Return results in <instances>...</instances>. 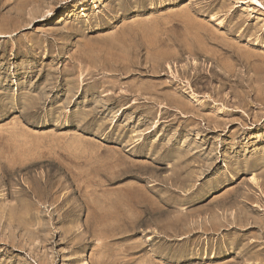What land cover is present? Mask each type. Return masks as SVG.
<instances>
[{
	"label": "rangeland",
	"instance_id": "obj_1",
	"mask_svg": "<svg viewBox=\"0 0 264 264\" xmlns=\"http://www.w3.org/2000/svg\"><path fill=\"white\" fill-rule=\"evenodd\" d=\"M263 192L264 0H0V264H264Z\"/></svg>",
	"mask_w": 264,
	"mask_h": 264
},
{
	"label": "bare ground",
	"instance_id": "obj_2",
	"mask_svg": "<svg viewBox=\"0 0 264 264\" xmlns=\"http://www.w3.org/2000/svg\"><path fill=\"white\" fill-rule=\"evenodd\" d=\"M21 4H23V3H21ZM23 5H24V4H23ZM197 5H198V4H197ZM21 6H22V5H21ZM23 7H24V6H23ZM190 8H191V7H190ZM21 9H22V7H21ZM18 10H19V9H18ZM183 10H184V9H183ZM183 10H182V11H183ZM186 10H187V9H186ZM188 11H189V10H188ZM191 11H193V10H191ZM186 13H187V12H186ZM16 14H19V13H16ZM191 15H192V14H190V12H189L187 16L189 17V16H191ZM68 16H69V14H68ZM177 17H178V16H177ZM173 18H174V17H173ZM189 18L191 19V17H189ZM170 20H171V19H170ZM214 20H215V19H214ZM189 22H191V21H189ZM189 22H186V25H184V26H185V30H186L187 28H188L189 30H190V28L192 29V27H190V26L188 25ZM162 23H163V22H162ZM191 24H192V23H191ZM163 25H164V24H163ZM157 26H158V25H157ZM193 26H194V25H193ZM173 27H174V26H173ZM170 28H171V27H170ZM206 28H207V27H205L204 29L207 30ZM167 29H168V28H167ZM204 29H203V30H204ZM168 30H169V29H168ZM192 30H193L195 33L197 32V33H201V35L203 34L202 31L200 32L201 29L199 30V28H197V27H195V26L193 27ZM195 30H196V31H195ZM209 30H210V29H209ZM164 31H165V30H164ZM229 31H230V30H229ZM241 31H242V30H241ZM261 31H262V30H261ZM159 32H160V31H159ZM161 32H162V31H161ZM165 32H166V31H165ZM167 32H168V31H167ZM210 32H212V31H210ZM215 32H216V31H215ZM234 32H235V31H234ZM168 33H171V32H168ZM190 33H191V32H190ZM190 33H186V34H188V39L190 38V37H189V34H190ZM195 33H194V35H197V34H195ZM163 34H164V33H163ZM166 34H167V33H166ZM183 34H184V33H183ZM215 34H216V33H215ZM230 34H231V33H230ZM164 35H165V34H164ZM192 35H193V34H192ZM192 35H191V36H192ZM160 36H162V35H160ZM160 36H159V37H160ZM166 36H167V35H166ZM198 36H199V35H198ZM198 36H197V37H198ZM213 36H214V34L212 33V37H210V41L213 39ZM157 37H158V35H157ZM157 37H156V39H160V40H157L158 42H160V48H161L160 50L162 51V52L160 51V54H161V56H162L164 59H167V58H168V59H169V58H178V57H181V56L183 55V54L180 53V50L182 51V48L184 49V47L186 46L185 43H187V38H185V39H186V42H183V41H185V40L182 41L181 39H178V38L172 40L170 37H167V38H165V39H164L163 37H162V38H159V37L157 38ZM171 37H173V36H171ZM203 37H205V36H203ZM203 37H202V38H203ZM215 37L218 38L219 36L216 35ZM215 37H214V38H215ZM198 38H199V37H198ZM198 38H197V39H198ZM206 38H208V37H206ZM220 38H221V37H219L218 39H220ZM154 39H155V37H154ZM222 39H223V38H222ZM259 39H260V38H259ZM194 40H196V39H194ZM198 40H199V39H198ZM200 40H201V42H202V39H200ZM203 40H204V38H203ZM216 40H217V39H216ZM224 40H227V39L224 38ZM189 41H190V39H189ZM208 41H209V40H208ZM228 41H229V40H228ZM201 42L199 41V42H197V44H198V43H201ZM213 42H214V41H213ZM156 43H157V42H156ZM203 43H204V44L207 43L206 40H204ZM209 43H210V45L212 44L211 42H209ZM224 43H226V42H224ZM228 43H230V41H229ZM157 44H158V43H157ZM187 44H188V43H187ZM198 45H199V44H198ZM214 45H215V44H214ZM222 45H223V44H222ZM228 45H229V44H227V46H228ZM206 46H207V44H206ZM188 47H190V46H188ZM201 47H202V46H201ZM207 47H208V46H207ZM209 47H210V46H209ZM173 48H174V50H175V49H178V50H179V53H177V54L174 53L175 55H172L169 51L172 50ZM204 48H205V47H204ZM219 48H220V47H219ZM224 48H225V47H224ZM226 48H227V47H226ZM229 48H231V44H230V47H229ZM203 50H204V49H203ZM203 50H202V51H203ZM205 50H206V49H205ZM217 50H218V49H217ZM221 50H222V48H221ZM214 51H216V50L214 49ZM234 51H235V50H234ZM177 52H178V51H177ZM205 52H206V51H205ZM224 52H225V51H224ZM227 52H228V51H227ZM232 52H233V50H232ZM232 52H231V53H232ZM221 53L223 54V52H221ZM229 53H230V51H229ZM229 53H228V54H229ZM233 53H234V52H233ZM160 54H159V55H160ZM213 54L215 55V53H213ZM216 54H218V51H217ZM201 55H202V54H201ZM206 55H208V54H206ZM214 55H213V56H214ZM218 55H219V54H218ZM226 55H227V54H226ZM161 56H160V57H161ZM176 56H177V57H176ZM224 56H225V54L223 55V57H224ZM229 56H231V55H229ZM232 56H233V55H232ZM206 57H207V56H206ZM216 57H217V55H215L214 58H216ZM220 57H221V56H220ZM238 57H239V56H238ZM208 58H209V57H208ZM232 58H233V57H232ZM223 65H224V64H223ZM230 65H232V64H229V66H230ZM231 68H232V67H231ZM250 191H251V190H250ZM257 193H258V192H257ZM263 193H264V192H263ZM239 212H240V211H239ZM245 212H246V211H245ZM248 215H249V213H248ZM1 223H2V222H1ZM84 251H85V250H84ZM84 253H85V252H84ZM86 257H87V256L85 255V258H86ZM85 260H88V257H87Z\"/></svg>",
	"mask_w": 264,
	"mask_h": 264
}]
</instances>
